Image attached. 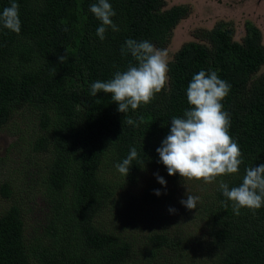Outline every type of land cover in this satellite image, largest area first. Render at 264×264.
Here are the masks:
<instances>
[{
	"label": "trees",
	"instance_id": "1",
	"mask_svg": "<svg viewBox=\"0 0 264 264\" xmlns=\"http://www.w3.org/2000/svg\"><path fill=\"white\" fill-rule=\"evenodd\" d=\"M12 2L0 0V11ZM15 2L19 33L0 28V130L12 136L30 131L28 143L14 149L36 159L26 165L30 205L13 199L16 184L1 178L0 196L12 201L0 208V264H264V206L235 215L218 191L221 180L238 186L246 167L264 163L260 29L247 22L237 41L231 27L219 24L204 33L205 41L183 43L168 61L165 88L124 114L111 94L90 96V85L126 70L132 57L120 49L127 39L163 48L188 8L165 0H108L119 31L109 27L101 41V22L89 10L97 0ZM200 70L215 71L231 85L222 103L242 163L236 174L198 181L190 194L199 198L197 206L187 209L182 189L179 199L175 194L183 178L167 173L156 149L171 118L190 107L186 88ZM133 147L138 156L124 177L116 165ZM144 171L157 172L167 185L153 175L137 197ZM33 207L43 217L29 224ZM146 218L153 225L148 232Z\"/></svg>",
	"mask_w": 264,
	"mask_h": 264
},
{
	"label": "clouds",
	"instance_id": "2",
	"mask_svg": "<svg viewBox=\"0 0 264 264\" xmlns=\"http://www.w3.org/2000/svg\"><path fill=\"white\" fill-rule=\"evenodd\" d=\"M90 12L101 23L96 29V36L103 41L110 27L119 31L112 17L116 15L108 0H97L89 7ZM0 28L19 33V5L13 0L10 6L0 11ZM67 29H65L66 31ZM121 56L130 55L132 61L126 70L116 71L107 81H95L90 85L89 95L96 97L98 92L111 94V100L118 107L117 111L127 113L129 108L138 109L141 105L152 102L168 84L167 54L158 50L147 40L127 39L120 49ZM65 62L67 56L58 57ZM231 85L221 79L215 71L200 70L194 74L186 88L187 103L190 106L181 117L171 118L169 133L156 149L158 163H162L169 175L179 174L183 180L212 183L218 177L239 172L242 163L238 143L229 134L230 114L224 110L222 101L228 95ZM127 124L138 126L131 118ZM138 156L133 147L122 162L116 165L117 170L125 176L132 161ZM156 175L161 185H166L163 177ZM218 191L225 198L224 208L231 204L233 213L240 214L247 208L255 214L264 206V163L257 167H246L242 182L229 188L223 180L219 182ZM160 195V190H154ZM199 198L188 194L180 203L187 209L196 208ZM170 212L175 209L169 208Z\"/></svg>",
	"mask_w": 264,
	"mask_h": 264
},
{
	"label": "rangeland",
	"instance_id": "3",
	"mask_svg": "<svg viewBox=\"0 0 264 264\" xmlns=\"http://www.w3.org/2000/svg\"><path fill=\"white\" fill-rule=\"evenodd\" d=\"M165 2L166 6L183 4L188 8V13L173 28L169 42L163 48L158 49L167 54L168 61L172 59L175 51L183 43L188 40L205 41L204 33L219 24H225L231 27L233 38L237 41H242L246 33L247 22H251L260 29L262 44L264 45L263 2H260V4L257 0H165ZM29 132L23 129L21 134L12 136L7 135L4 129L0 130V181L1 178H9L16 184L13 187V199L20 202H26L28 199L27 204L30 205L28 198L30 187L27 183H31L32 181L26 176L30 175L26 165L36 159V157L27 158L23 152V148L19 146L14 149V145L17 142L24 144L27 141L26 143H28ZM153 175V172L144 171L139 179L138 186L134 189L137 197H141L144 188H146L148 178L150 179ZM181 181L183 185L181 183L177 186L178 190L175 191V194L179 199L182 189L180 200H186V194L194 192L199 186V183L196 180L182 179ZM11 201L12 199L5 200L0 196V208L6 207ZM34 210L33 207V215L29 214L27 217L29 224L33 223V216L43 217V212L34 213ZM144 224H148L144 225L145 232L153 229V225L149 223L148 218L145 219ZM135 231L138 236L142 234L138 228Z\"/></svg>",
	"mask_w": 264,
	"mask_h": 264
},
{
	"label": "flooded vegetation",
	"instance_id": "4",
	"mask_svg": "<svg viewBox=\"0 0 264 264\" xmlns=\"http://www.w3.org/2000/svg\"><path fill=\"white\" fill-rule=\"evenodd\" d=\"M258 1V3L260 4V2H263L264 3V0H257ZM246 24V23H245ZM258 28V27H257ZM260 33H261V31H260ZM260 41H261V46L264 48V45L262 44V34H261V36H260ZM261 72H262V70H261Z\"/></svg>",
	"mask_w": 264,
	"mask_h": 264
}]
</instances>
